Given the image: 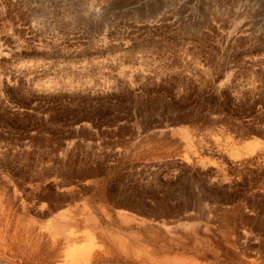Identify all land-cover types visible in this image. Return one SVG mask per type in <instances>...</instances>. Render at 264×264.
Instances as JSON below:
<instances>
[{
	"label": "rangeland",
	"instance_id": "obj_1",
	"mask_svg": "<svg viewBox=\"0 0 264 264\" xmlns=\"http://www.w3.org/2000/svg\"><path fill=\"white\" fill-rule=\"evenodd\" d=\"M0 264H264V0H0Z\"/></svg>",
	"mask_w": 264,
	"mask_h": 264
},
{
	"label": "bare ground",
	"instance_id": "obj_2",
	"mask_svg": "<svg viewBox=\"0 0 264 264\" xmlns=\"http://www.w3.org/2000/svg\"><path fill=\"white\" fill-rule=\"evenodd\" d=\"M173 237V236H172Z\"/></svg>",
	"mask_w": 264,
	"mask_h": 264
}]
</instances>
